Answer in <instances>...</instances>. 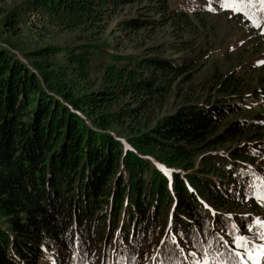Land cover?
<instances>
[{
  "label": "trees",
  "instance_id": "obj_1",
  "mask_svg": "<svg viewBox=\"0 0 264 264\" xmlns=\"http://www.w3.org/2000/svg\"><path fill=\"white\" fill-rule=\"evenodd\" d=\"M134 3L148 7L118 21L124 32L191 26L168 0H34L69 28L98 34ZM190 43L171 41L175 55L105 48L91 78V42L64 49L67 65L45 69L36 60L59 47L23 61L0 36V264H194L204 249L232 264L245 252L236 237L251 238L249 251L261 246V227L235 211L264 193L262 121L227 119L243 108L241 78L214 70L216 97L185 93L161 112L173 85L201 65L205 50L185 53Z\"/></svg>",
  "mask_w": 264,
  "mask_h": 264
},
{
  "label": "rangeland",
  "instance_id": "obj_2",
  "mask_svg": "<svg viewBox=\"0 0 264 264\" xmlns=\"http://www.w3.org/2000/svg\"><path fill=\"white\" fill-rule=\"evenodd\" d=\"M168 2L174 10L188 12L190 28L186 27L185 23H180V29L165 22L156 28L146 26L139 30L124 32L116 26L118 21L145 13L148 7L146 3H134L118 8L109 21L107 20L106 29L98 34V29L69 28L62 19L36 8L34 0H0V36L8 41L23 61H25L23 55L35 49L44 46L59 47L60 51L47 60H36L37 65L45 69L50 67L49 64L67 65L64 49L91 42L94 45L89 65L91 78L98 77L101 73V66L105 61L103 53L105 48L123 54H139L154 47L166 55H175L176 53L174 54L168 47L169 43L173 40H190L192 49L185 53L196 52L198 48L204 49L205 55L201 65L193 73L192 80L173 85L168 102L161 112L172 110L180 104L185 93L200 99L206 96L216 97L215 92L209 89L210 77L216 70L223 76L232 73L235 77H240L245 85L242 88L243 92L239 94L243 108L227 119H258L262 121L264 130V82L259 83V79L264 77V26L256 28L242 13L222 7L223 0H168ZM23 8L27 10L22 11ZM11 13L17 14L16 24L12 30H4L2 21ZM260 21L262 24L264 17H261ZM240 98L234 99L238 101ZM256 163L264 166L263 161ZM258 201L259 205L255 204L251 208L247 204H241L235 211L243 217L252 216V219L254 217L260 221L264 218V200L258 198ZM102 248L103 246L99 245L98 249L103 251ZM94 251H97L96 247ZM45 256L52 261L51 252ZM248 260L251 264H259L258 256L256 260Z\"/></svg>",
  "mask_w": 264,
  "mask_h": 264
},
{
  "label": "snow or ice",
  "instance_id": "obj_3",
  "mask_svg": "<svg viewBox=\"0 0 264 264\" xmlns=\"http://www.w3.org/2000/svg\"><path fill=\"white\" fill-rule=\"evenodd\" d=\"M224 8H230L233 12L242 13L243 16L247 17L252 21L253 25L256 28H261L262 24L260 23V18L264 17V0H223L221 5ZM261 200H264V195L258 197ZM257 227L264 228V222L257 221ZM175 242V241H174ZM235 247L243 249L250 260H256L257 257L252 255V251H261L264 252V246H260L259 249H253L252 251L248 250V241L243 236H238L232 242ZM225 246H229L227 241H224ZM218 251V250H217ZM237 256H240L241 253H235ZM192 256H195L196 253H191ZM222 253L218 252L217 256H211L208 249H204L203 255L200 259L195 260L194 264H227V261L221 260L218 257L222 256Z\"/></svg>",
  "mask_w": 264,
  "mask_h": 264
}]
</instances>
